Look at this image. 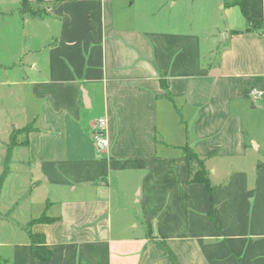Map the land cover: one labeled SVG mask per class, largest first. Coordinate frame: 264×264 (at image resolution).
Listing matches in <instances>:
<instances>
[{"label": "crops", "instance_id": "obj_1", "mask_svg": "<svg viewBox=\"0 0 264 264\" xmlns=\"http://www.w3.org/2000/svg\"><path fill=\"white\" fill-rule=\"evenodd\" d=\"M37 1L43 18L18 15L29 41L44 31L17 62L20 90L39 104L24 139L33 185L0 258L264 264V0H247L263 22L251 32L231 0H17L16 10ZM97 119L106 150L93 143ZM185 146L210 192L187 183ZM42 214L53 222L27 226ZM28 233L44 236L47 262L31 257Z\"/></svg>", "mask_w": 264, "mask_h": 264}, {"label": "rangeland", "instance_id": "obj_2", "mask_svg": "<svg viewBox=\"0 0 264 264\" xmlns=\"http://www.w3.org/2000/svg\"><path fill=\"white\" fill-rule=\"evenodd\" d=\"M16 2L0 0V14L7 15L5 18L0 15V218L4 219V222L0 220V242L4 243L12 242L11 235L17 226H24L21 222L28 214L26 203L33 185L27 167L25 135H18L11 140V134L14 130L22 129L32 132L34 125L26 122L39 107L38 103L30 100L29 93L22 92L18 86L23 77L19 72L22 67L17 62L29 43L33 47L39 46L44 34L39 26L34 27L36 39L29 41L30 25L19 20L18 15L21 13L20 9L16 10L19 8ZM27 8L40 10L46 15L45 5L41 2L30 4ZM9 80L16 81L17 85H9ZM37 214L38 209L33 206L30 215ZM8 251V248L0 249V255L6 257Z\"/></svg>", "mask_w": 264, "mask_h": 264}, {"label": "trees", "instance_id": "obj_3", "mask_svg": "<svg viewBox=\"0 0 264 264\" xmlns=\"http://www.w3.org/2000/svg\"><path fill=\"white\" fill-rule=\"evenodd\" d=\"M40 1H37V3ZM61 0H54L51 7L56 6L59 4ZM30 4L27 2H23L21 4L20 13L23 15H27L33 19H41L45 16L43 12L40 10L32 11L27 8ZM230 5L237 6L243 16L244 20L250 26L247 31H258L262 28L263 22L254 19L248 11V4L247 0H231ZM3 16L2 14H0ZM29 130L22 129V130H14L11 134V140L14 139L18 135H27ZM182 156L187 162V183L189 184H202L204 185L207 190L210 192L211 187L209 184L208 176L204 168V162L200 160L197 155L188 147H183L181 149ZM194 168V170H193ZM2 178H0V188H1ZM53 222L52 219L47 218L44 214H42L38 219L32 220L28 223V227L34 224H44V223H51ZM29 238V252L32 258L36 259L39 262H47L50 258V252L46 247L45 238L43 235H34L28 233ZM0 264H6L4 259L0 258Z\"/></svg>", "mask_w": 264, "mask_h": 264}, {"label": "built area", "instance_id": "obj_4", "mask_svg": "<svg viewBox=\"0 0 264 264\" xmlns=\"http://www.w3.org/2000/svg\"><path fill=\"white\" fill-rule=\"evenodd\" d=\"M252 99L261 98L262 94L256 91L251 93ZM105 121L103 119H97L94 123L93 129V143L99 150H106L109 148V141L104 135Z\"/></svg>", "mask_w": 264, "mask_h": 264}]
</instances>
